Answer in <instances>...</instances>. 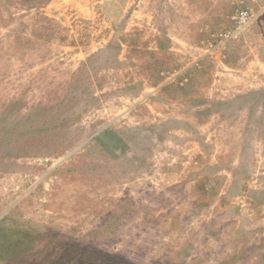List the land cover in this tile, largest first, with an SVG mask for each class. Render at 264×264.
I'll return each mask as SVG.
<instances>
[{"label": "rangeland", "instance_id": "obj_1", "mask_svg": "<svg viewBox=\"0 0 264 264\" xmlns=\"http://www.w3.org/2000/svg\"><path fill=\"white\" fill-rule=\"evenodd\" d=\"M263 1L0 0V264H264Z\"/></svg>", "mask_w": 264, "mask_h": 264}, {"label": "built area", "instance_id": "obj_2", "mask_svg": "<svg viewBox=\"0 0 264 264\" xmlns=\"http://www.w3.org/2000/svg\"><path fill=\"white\" fill-rule=\"evenodd\" d=\"M262 10L264 12V1ZM255 17L256 14L249 6L244 4L238 5L230 16V20L233 24V29L220 35L222 37L220 44L230 38L238 36L242 31H244L252 24Z\"/></svg>", "mask_w": 264, "mask_h": 264}]
</instances>
